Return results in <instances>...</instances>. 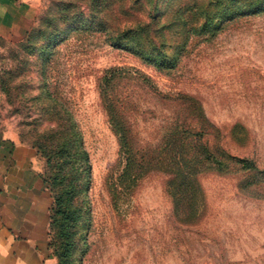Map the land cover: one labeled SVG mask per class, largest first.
<instances>
[{"label": "rangeland", "instance_id": "rangeland-1", "mask_svg": "<svg viewBox=\"0 0 264 264\" xmlns=\"http://www.w3.org/2000/svg\"><path fill=\"white\" fill-rule=\"evenodd\" d=\"M37 2L0 36V128L36 149L75 133L87 152L51 241L73 264H264V0ZM191 118L216 163L181 212L169 138Z\"/></svg>", "mask_w": 264, "mask_h": 264}, {"label": "crops", "instance_id": "crops-1", "mask_svg": "<svg viewBox=\"0 0 264 264\" xmlns=\"http://www.w3.org/2000/svg\"><path fill=\"white\" fill-rule=\"evenodd\" d=\"M37 1L0 0V36L25 33ZM51 204L36 149L0 128V264H55L48 248Z\"/></svg>", "mask_w": 264, "mask_h": 264}, {"label": "trees", "instance_id": "trees-1", "mask_svg": "<svg viewBox=\"0 0 264 264\" xmlns=\"http://www.w3.org/2000/svg\"><path fill=\"white\" fill-rule=\"evenodd\" d=\"M103 1L106 2V0ZM168 23L167 20L162 22L160 24L161 29L166 28ZM149 25L146 24L141 27L142 29H148L151 28ZM142 29L138 30L141 31ZM152 29L156 31L155 28L152 27ZM127 30L124 31L127 32ZM191 121H195L194 126H192ZM184 126L185 124L180 130H174L169 138V144L173 151L170 159L172 168L171 195L175 209L181 212L189 207V203L194 197V180L198 172L205 167L204 163L206 161L209 164L216 163L215 154L207 149L205 145L202 146L201 141L204 136L211 135L212 127L210 128L204 122V118H191L189 123H187V127ZM118 137L127 158L130 161H134L135 146L131 144L130 137L125 133L119 134ZM47 142L49 145L40 144L35 149L38 154L40 153L46 158L48 169L45 174H40V178L53 199L50 206L48 248L53 245L52 255L55 256L56 264H73L69 250H67L68 244L56 246L50 237L51 231L59 220L57 216L65 214L64 210H62V205L65 201L64 195L69 194L76 187V182L81 173L87 170V152L83 149L82 143L75 133L69 135L50 134ZM229 158L230 162L243 163L245 168L253 167L248 160L235 156H229Z\"/></svg>", "mask_w": 264, "mask_h": 264}]
</instances>
